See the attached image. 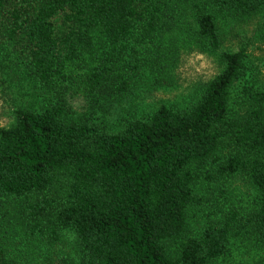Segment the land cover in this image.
<instances>
[{
  "label": "trees",
  "instance_id": "1",
  "mask_svg": "<svg viewBox=\"0 0 264 264\" xmlns=\"http://www.w3.org/2000/svg\"><path fill=\"white\" fill-rule=\"evenodd\" d=\"M209 1L237 16L264 7V0ZM159 12L156 0H0V17L8 19L3 30L48 85L93 47L95 33L120 58L139 28L147 37L158 29ZM197 31L211 50L219 48L209 13L199 14ZM222 58L221 72L187 107L161 105L118 129L74 118L61 103L16 110L15 123L0 127V210L51 245L63 231L75 233L77 264H219L234 240L246 239L260 251L256 264H264V87L244 86L243 107L233 111L244 56ZM124 76L100 64L85 80L89 100L98 104L112 91H126ZM209 162L214 178L244 175L258 203L247 216L228 211L189 237L191 212L202 203L196 170ZM2 233L0 225V264H24L25 254Z\"/></svg>",
  "mask_w": 264,
  "mask_h": 264
},
{
  "label": "rangeland",
  "instance_id": "2",
  "mask_svg": "<svg viewBox=\"0 0 264 264\" xmlns=\"http://www.w3.org/2000/svg\"><path fill=\"white\" fill-rule=\"evenodd\" d=\"M156 5L160 21L150 36L139 28L125 43L121 57L116 58L111 56L112 46L105 37L95 33L93 47L69 64L64 78L49 85L33 74L21 43L3 30L8 19L0 17V127L12 126L18 109L34 110L56 103L63 104L74 118L100 119L113 129L128 119L147 118L161 105L185 108L202 86L221 72L222 55L228 52H242L244 56V75L233 88V111L243 107L244 86L264 87V7L258 13L237 16L219 10L209 0H156ZM201 12L209 13L218 27L220 46L216 50L198 35ZM103 63L124 74L129 87L112 91L97 104L89 100L85 80ZM196 173L195 188L202 203L191 212L189 237L197 236L228 211L247 216L256 209L258 193L244 175L214 178L211 162ZM0 214L2 234L25 254L24 264L80 261L75 233L63 231L59 241L51 245L44 238H33L37 236L15 214L5 210ZM231 246V253L219 264H246L251 254L252 264L260 260L253 240H234Z\"/></svg>",
  "mask_w": 264,
  "mask_h": 264
}]
</instances>
